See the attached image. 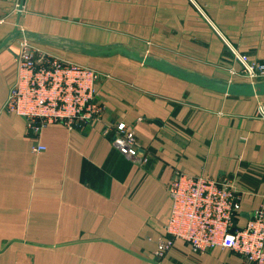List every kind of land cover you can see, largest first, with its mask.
I'll return each mask as SVG.
<instances>
[{"label":"crops","instance_id":"1","mask_svg":"<svg viewBox=\"0 0 264 264\" xmlns=\"http://www.w3.org/2000/svg\"><path fill=\"white\" fill-rule=\"evenodd\" d=\"M2 18L0 43L18 30L123 44L223 81L215 69L226 52L235 55L217 31L241 57L261 48L254 60L264 61V44L238 47L264 39V0H0ZM19 42L0 52V264H245L220 248L195 253L181 240L162 258L154 254L175 171L228 182L241 198L237 229L264 210V97L224 96L120 57L41 46L99 74L101 111L71 130L45 128L43 151L33 153L24 121L1 112ZM120 123L134 134L135 161L112 145Z\"/></svg>","mask_w":264,"mask_h":264},{"label":"built area","instance_id":"2","mask_svg":"<svg viewBox=\"0 0 264 264\" xmlns=\"http://www.w3.org/2000/svg\"><path fill=\"white\" fill-rule=\"evenodd\" d=\"M3 23L2 18L0 25ZM245 62L244 73L250 81L264 79L263 65L250 66ZM14 76L1 112L24 121L25 130L37 142L33 153L43 151L38 139L45 128L60 125L71 130L91 123L100 114L95 99L99 74L41 46L19 42ZM127 132L123 123L118 124L110 134L111 142L121 155L135 161L138 150L132 136L125 135ZM138 163L142 165L140 160ZM166 192L171 210L156 257L169 250L174 241L181 240L195 253L220 248L232 252L245 264H264V210L254 211L242 228H235L233 220L241 212V198L228 182L175 171Z\"/></svg>","mask_w":264,"mask_h":264},{"label":"water","instance_id":"3","mask_svg":"<svg viewBox=\"0 0 264 264\" xmlns=\"http://www.w3.org/2000/svg\"><path fill=\"white\" fill-rule=\"evenodd\" d=\"M21 6L18 7V12ZM219 37L223 40L230 51L235 57L246 67V62L242 57L236 53L231 45L223 38L217 31ZM15 40L25 41L48 48H53L68 53L81 55L88 58L108 59L113 57H120L125 60L134 62L143 67L154 70L163 75L169 76L175 80L185 84L213 92L216 94L235 97V98H261L264 97V82L260 83H235L230 81H223L212 78L201 73L183 68L165 59L150 55L139 49L123 45V44H110L107 46H95L53 38L48 36H41L30 34L15 30L5 40L0 43V52L8 48V46ZM263 115L264 111L261 110Z\"/></svg>","mask_w":264,"mask_h":264},{"label":"rangeland","instance_id":"4","mask_svg":"<svg viewBox=\"0 0 264 264\" xmlns=\"http://www.w3.org/2000/svg\"><path fill=\"white\" fill-rule=\"evenodd\" d=\"M238 41L240 43L238 45L240 50L241 49H243V50H245V49H249V50L253 49L250 46L251 42H255L257 45L259 44V46L264 44V39H259V40H244L243 39V40H238ZM259 50L261 51V48ZM259 50L256 49V50H253L251 52H248V51L243 52L244 55L242 56L243 57L242 59L247 61V63L250 66H262V65L264 66V61H261V60L256 61V60H254V59H257V57L260 55V54H257V52ZM226 53L224 54V57H226L228 59L226 61L225 60L220 61L221 62V67H220L221 70H218L216 68L215 69V71H216L215 73H218L220 75H225L226 79H228V80L225 79L226 81L235 82V83H249V82L250 83H252V82L253 83H260V82H264V79H257V78L253 79L252 81H250V79L244 73V66L241 64V62L236 57H233V55H231L229 53L226 54ZM75 64H78V63H75ZM189 64H191L192 66H195V67L198 66V64H193V63H189ZM78 65H81V64H78ZM222 65H223V67H222ZM82 66H84V65H82ZM106 132H108V131H106ZM107 134H109V132ZM110 134H111V132H110ZM125 135H127V136L131 135L133 140H134V143H136L134 134L132 132L129 131V132L125 133ZM166 252L167 251L162 252V254L164 255ZM163 255L162 256H158L157 258H162Z\"/></svg>","mask_w":264,"mask_h":264}]
</instances>
